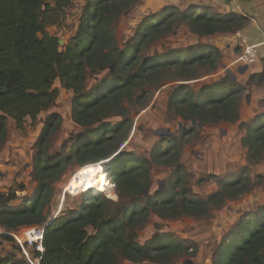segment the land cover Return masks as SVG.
Wrapping results in <instances>:
<instances>
[{
  "label": "trees",
  "instance_id": "16d2710c",
  "mask_svg": "<svg viewBox=\"0 0 264 264\" xmlns=\"http://www.w3.org/2000/svg\"><path fill=\"white\" fill-rule=\"evenodd\" d=\"M74 1L0 0V150L6 143L8 121L22 130L26 119L35 121L54 104L58 96L53 86L56 80L73 93L71 120L82 128L66 154L48 157L61 118L50 114L43 121L33 143L32 193L16 206L12 205L14 195L0 193V242L14 244L9 234L22 227H36L43 230L42 252L35 253L39 264H117L118 257L131 264H154V257L179 254L183 248L164 235L136 244L132 231L148 213L169 214L171 218L202 217L226 200L248 193L250 185L243 171L232 180L219 182L218 191L205 199L186 197L185 190H177L182 178L180 171H175L170 186L146 200L144 206L123 201L129 193L140 194L147 188L150 163L169 157L175 148L173 139L162 138L148 160L115 155L129 128L123 101L132 99L133 90L141 87L147 76L171 69L182 74L204 62L216 69L220 55L214 48L195 46L182 54L173 51L161 57L145 58L141 53L151 38L171 33L174 22L183 23L199 40L216 33L233 34L248 19L238 14L210 15L199 6L180 10L168 5L143 18L131 40L119 48L112 33L113 22L137 0H86L74 37L60 51L58 39L46 28L61 20ZM88 71H107L89 91L84 88ZM259 77L263 80L264 73ZM181 78L175 80L179 84L167 98V106L176 116L199 123L237 120L243 87L231 76L196 89L192 86L195 78ZM114 116L122 120L112 125L108 120ZM250 122L243 145L249 153L257 154L264 146V113ZM249 158L254 161L255 155ZM105 161L103 172L114 185L117 202L85 192L75 211L47 217L53 185L68 168ZM104 174L97 192L110 196L111 187ZM117 203L123 207L118 212L110 210L109 206ZM245 217L218 245L212 264H264V206ZM13 249L14 253L1 258L0 264H26L19 248Z\"/></svg>",
  "mask_w": 264,
  "mask_h": 264
},
{
  "label": "rangeland",
  "instance_id": "374dc122",
  "mask_svg": "<svg viewBox=\"0 0 264 264\" xmlns=\"http://www.w3.org/2000/svg\"><path fill=\"white\" fill-rule=\"evenodd\" d=\"M154 2L155 0H137L117 16L112 25V33L119 48L131 40L137 25L143 18L159 12L165 6L173 5L171 0L159 1L157 6H153ZM85 3L86 0H75L61 20L46 28L47 33L54 35L58 42L61 41L58 44L60 51L70 44L74 37ZM174 6L183 10L192 5L181 3ZM205 9L211 10V8ZM210 12L212 14V11ZM170 27L171 33L149 40L141 53L142 57H161L173 51L182 54L193 46L197 49L211 47L219 52L217 59L219 63L216 69H212V65L206 62L195 64L182 74L175 69L157 72L147 76L141 87L133 90L130 101H123L124 116L129 121V128L115 155H131L134 158L148 160L152 156L155 144L162 138L166 141L169 138L173 139L175 148L169 157L160 158L158 163H150L148 186L142 193L133 191L128 197H122V199L130 204L135 202L144 206L146 200L170 186L174 181L175 171H180L182 178L177 190H185L186 197L205 199L218 191L219 182L232 180L245 171L249 179V192L233 200H226L217 209L211 208L205 216L171 218L169 214L165 216V214L150 212L132 231L135 236L133 241L139 245H143L156 235H164L181 244L183 249L179 254L154 257L156 259L154 264H212L216 248L233 231L240 219L264 206V146L255 154L249 153L243 145V140L249 133L250 121L254 117L253 115L242 118L248 109L247 106L244 107L246 100L244 90H249L246 91L248 95L254 91L250 90L252 86L250 78L246 82L247 87L243 85L244 83L242 84L243 91L239 95L238 118L235 122L184 121L168 108V95L179 84L175 80L181 77V79L195 78L192 82L193 86L194 82L219 81L228 70L236 78L234 80L240 84L241 79L235 68L236 61L242 53V49L236 47L230 52L232 57L230 59L226 56L229 54H224L225 48L223 49L222 41L221 43L213 42L211 37L198 40L197 36L180 22H174ZM217 36L220 37L221 34ZM106 72L88 71L85 90L89 91L97 86L102 77L107 74ZM256 81L260 85L258 78ZM53 86L58 91L54 104L46 112L41 113L35 121L26 119L22 130H17L13 122H7V139L0 150V192L4 188L5 191L7 190V195H14L15 199L12 203L14 206L18 205L22 198L30 196L35 187L32 179L33 143L46 117L50 114H58L61 118L52 136L48 157L58 153L66 154L73 144V138L82 131V128L76 126L71 120L73 93L63 89L58 80ZM121 120L122 117L114 116L108 121L114 125ZM248 155L249 157L255 155L256 161L255 159L250 161ZM106 163L105 161L81 168L79 166L68 168L60 181L53 185V197L47 217L53 218L68 210L75 211L81 204L85 192L91 196L101 195L107 200L117 202L114 185L103 172V165ZM102 174L111 187L112 196L97 192L100 191L101 181L104 180ZM23 188L24 190H21ZM122 207L121 203H117V206H109L110 210L115 212ZM35 228L22 227L17 230V237L23 242L25 250L26 247L29 248L26 238L31 236L29 232ZM19 256L25 260L22 253ZM117 264L131 263L118 257Z\"/></svg>",
  "mask_w": 264,
  "mask_h": 264
},
{
  "label": "crops",
  "instance_id": "0c3cea01",
  "mask_svg": "<svg viewBox=\"0 0 264 264\" xmlns=\"http://www.w3.org/2000/svg\"><path fill=\"white\" fill-rule=\"evenodd\" d=\"M159 1L162 0H155V5L153 6H157ZM171 2L173 6L188 3L192 6H199L200 8H211V10L207 9L210 15L238 14L248 19L244 27L238 32L246 39L248 44L256 46L255 60L251 65L247 66L244 73H236L241 79L240 85L243 83V85H246V82L250 78L252 82L250 90L254 91H252L251 95H248L246 91L249 90H244L246 93L244 107L247 106L248 109L244 117H241L246 118L255 116L258 113H264V79L261 80L259 77V74L264 73V0H171ZM210 11H212V14ZM217 35L219 34L216 33L208 37H211L213 42L221 43L222 41L223 49L225 48L224 54H229L226 56L230 59L232 58L230 56L232 49L239 47L240 50L242 49L241 52L243 51V45L233 37V34H229V36L228 34H221L223 36L222 38ZM236 68L235 70H237ZM256 78H258L260 85H258ZM21 190H24V188ZM3 191H5L4 188H2V192L0 193L7 195V190L5 192ZM14 247L15 245L11 242H0V259L12 255L14 253Z\"/></svg>",
  "mask_w": 264,
  "mask_h": 264
},
{
  "label": "built area",
  "instance_id": "2783aa9c",
  "mask_svg": "<svg viewBox=\"0 0 264 264\" xmlns=\"http://www.w3.org/2000/svg\"><path fill=\"white\" fill-rule=\"evenodd\" d=\"M233 37L238 40L241 45H243L241 56H239L236 61L237 66H239V64H243L246 66L251 65L255 60L256 46L248 44L246 39L241 36L238 31L233 33ZM1 232L2 231L0 230V233ZM16 233L17 232H14L9 235L12 237L15 246L19 248L20 254L22 253V255L24 256L26 264H39V258L35 256V253L42 252V228H35L29 232V236H31L26 238L29 248L26 247V250L23 242L17 237ZM28 249H30V251H28Z\"/></svg>",
  "mask_w": 264,
  "mask_h": 264
},
{
  "label": "water",
  "instance_id": "95a60500",
  "mask_svg": "<svg viewBox=\"0 0 264 264\" xmlns=\"http://www.w3.org/2000/svg\"><path fill=\"white\" fill-rule=\"evenodd\" d=\"M61 43V41H59L58 42V44H60ZM247 69V66L246 65H243V64H239V66L237 67V70H236V72L237 73H239V74H242V73H244V71ZM226 75H229V76H231L233 79H235L234 78V76L232 75V73L230 72V71H228V70H226V73H225ZM204 85V83H199V82H194L193 83V87L195 88H198L199 86H203ZM55 218V217H54Z\"/></svg>",
  "mask_w": 264,
  "mask_h": 264
},
{
  "label": "bare ground",
  "instance_id": "6f19581e",
  "mask_svg": "<svg viewBox=\"0 0 264 264\" xmlns=\"http://www.w3.org/2000/svg\"><path fill=\"white\" fill-rule=\"evenodd\" d=\"M105 182H106V180H105ZM97 187L99 188V184H97Z\"/></svg>",
  "mask_w": 264,
  "mask_h": 264
}]
</instances>
